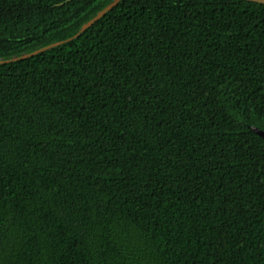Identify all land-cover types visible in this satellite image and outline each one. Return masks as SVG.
I'll use <instances>...</instances> for the list:
<instances>
[{
  "label": "trees",
  "instance_id": "trees-1",
  "mask_svg": "<svg viewBox=\"0 0 264 264\" xmlns=\"http://www.w3.org/2000/svg\"><path fill=\"white\" fill-rule=\"evenodd\" d=\"M113 0H0V58ZM264 5L122 0L0 65V264H264Z\"/></svg>",
  "mask_w": 264,
  "mask_h": 264
},
{
  "label": "water",
  "instance_id": "water-1",
  "mask_svg": "<svg viewBox=\"0 0 264 264\" xmlns=\"http://www.w3.org/2000/svg\"><path fill=\"white\" fill-rule=\"evenodd\" d=\"M68 1H71V0H68ZM121 1L122 0H113L111 3L106 5L102 10L97 12V14L95 16H93L90 20L85 22L80 27L78 32L72 38L64 40V41H60V42H57V43H54V44H51V45L43 47V48H40V49H38L36 51H33L31 53H26V54H24V55H22L20 57H15V58L8 59V60L0 58V65L11 64V63H14V62H18V61H21V60H25V59L34 57V56H36L38 54H41V53H44L46 51L52 50L54 48H57V47L65 44L66 42H69L72 39L77 38L82 33H84L87 29H89L92 25H94L99 19H101L106 13L110 12L113 9V7L118 5ZM245 1L254 2V3H258V4H263L264 5V0H245ZM250 129L255 135H257L260 138L264 139V132L263 131H260L259 129L254 128L252 126L250 127Z\"/></svg>",
  "mask_w": 264,
  "mask_h": 264
}]
</instances>
